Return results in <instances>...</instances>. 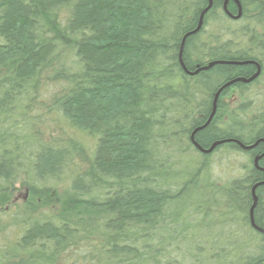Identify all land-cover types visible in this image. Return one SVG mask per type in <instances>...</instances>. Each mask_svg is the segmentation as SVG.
I'll use <instances>...</instances> for the list:
<instances>
[{"label":"trees","instance_id":"1","mask_svg":"<svg viewBox=\"0 0 264 264\" xmlns=\"http://www.w3.org/2000/svg\"><path fill=\"white\" fill-rule=\"evenodd\" d=\"M238 2L234 19L212 0L181 63L207 0H0V264H183L196 238L217 264H264V154L249 158L264 152V0ZM43 113L76 138L47 135ZM219 150L246 163L216 187ZM254 196L262 223L237 225L238 247L210 233L247 220Z\"/></svg>","mask_w":264,"mask_h":264},{"label":"rangeland","instance_id":"2","mask_svg":"<svg viewBox=\"0 0 264 264\" xmlns=\"http://www.w3.org/2000/svg\"><path fill=\"white\" fill-rule=\"evenodd\" d=\"M230 26L233 28L238 27L237 24L235 25V23H230ZM219 31V27L217 25V23H210L208 25H206L204 27V34L203 36H209L211 33H216ZM250 90V88H249ZM236 98V94L235 92L231 91V93L226 96L224 98V101L228 102L229 101H235ZM44 103L46 101V99H39V102ZM31 112L34 114H39L40 113V117H41V113L44 112L43 108H40V104L37 105V107H35V109H31ZM42 124L39 125L46 133L47 135L49 133H51L53 136H58V137H69L70 135L75 137V135L71 134L70 132V128L64 124L63 121H56L54 119V116L48 115V114H42ZM47 135H45V137H47ZM77 139H82L84 141V143L88 146V144L92 147L93 145V141L90 139H84L82 136H77ZM89 151V149H88ZM90 152V151H89ZM173 155V154H172ZM170 159H172L173 157H169ZM78 160V158H76V161ZM191 159H188L186 157H184V161L187 162L188 167L193 170L194 166H195V162L190 161ZM184 162V163H185ZM244 163H246V160L242 157V156H238V154H231V153H227V152H222V150L217 151L215 154H213L211 156V160L208 163V168L207 171L209 172V180L212 184H214L216 187H220V185H222V183H224L227 180H230L233 177H237L240 176L243 172L241 170V168L243 167L242 165H244ZM240 171V172H239ZM205 172H201V174H204ZM201 183H203L202 179H199ZM199 187L202 186L200 183L198 185ZM14 194L16 195V199H18L20 202L21 201H25L28 197V189H23L20 191H17L16 193L14 192ZM212 212H216L218 209L220 212H224L225 216H229L231 213H229L227 211V209L222 205L219 207H211ZM234 218V217H233ZM235 222V219H234ZM229 225L231 224V226L234 228V230L231 231V229L227 228V224H223V228H216V229H211L210 233L213 235H216V232L221 233V231L224 233L225 236H233V237H242L241 239H239L238 241H232L237 247L239 246V243L244 241L243 236L246 235V233L244 232L243 229L241 228H237V225H240V223H228ZM236 228V229H235ZM237 230V231H236ZM202 236L206 235V230H202L200 231ZM219 237L222 238V233L221 235H218ZM216 236H214L215 238ZM245 237V236H244ZM196 238V237H195ZM197 244L199 246H201L203 248V250L201 251V256H198L196 259L195 257H189L188 254L193 255L195 253V247L197 246ZM193 247V248H192ZM206 245L201 243L200 240L198 238L194 239L192 241V243L188 244V241H186V247L183 248L184 251L183 253L186 251L185 253V257L182 258V263L183 264H217L216 261L214 259H211V257L207 256L212 252L211 248H205ZM226 247V248H224ZM224 250L226 251L227 247L226 245H224ZM191 248V249H190ZM190 249V251L188 250ZM206 258H210V259H206ZM231 258V257H230ZM213 260V261H212Z\"/></svg>","mask_w":264,"mask_h":264},{"label":"water","instance_id":"3","mask_svg":"<svg viewBox=\"0 0 264 264\" xmlns=\"http://www.w3.org/2000/svg\"><path fill=\"white\" fill-rule=\"evenodd\" d=\"M233 1H234V3L238 6V10H237V14H236V15H232V18L237 19V18H239V17L241 16V8H240V4H239L238 0H233ZM227 2H228V0H223V8H224L225 11H226L225 5L227 4ZM211 6H212V0H207V5H206V6L200 11V13H199L198 21H197V24H196L195 28H194L193 30L187 32V33L183 36V38H182V40H181L180 51H179V59H180L181 63H182V60H181V52H182V47H183V42H184L185 37H187V36H189V35H191V34H194V33L198 32V31L201 29L202 24H203L204 15H205L206 12L211 8ZM226 13H228V12L226 11ZM217 63H222V64H224V63H226V62H224V61H214V62H210V63H208L206 66L199 68V70H201V69H209L210 67H212L213 65H215V64H217ZM245 63H247V62H244L243 64H245ZM239 64H242V63H239ZM184 69H185V68H184ZM185 71H186L187 73H190V72H189L188 70H186V69H185ZM259 72H260V68H259V66L257 65V68H256L255 73H254L253 75H251L249 78H247V79L239 78V79H236V80H234V81H242V82H244V83L250 82V81H252L253 79H255V78L259 75ZM234 81L229 82V83L226 84V85H229V84L233 83ZM226 85H225V86H226ZM219 92H220V90L216 93V95H215V97H214V100H213V106H212V110H211V113H210V115H209V118L207 119V121H206L202 126L196 128V129L194 130V132L197 131V130H199V129H201V128H203V127H204L205 125H207L208 122H210V120L212 119V117H213V115H214V113H215V111H216V100H217V96L219 95ZM194 132H193V133H194ZM192 135H193V134H192ZM228 141H229V140H228ZM218 143H219V142H215V143H214L209 149H207V150L201 148V147H200L199 145H197L196 143H194V145L196 146V148H197L200 152L207 153V152H210V151L213 149V147H214L216 144H218ZM255 161H256V160H255ZM256 200H257V199H256V197L254 196V198H253V203H252V205H251V207H250V212H249V213H250V218H251L252 222H253V209H254V206H255V204H256ZM251 224H252L253 226H255L254 223H251ZM257 229H258L259 231H262V232L264 233V230H263V229H261V228H257Z\"/></svg>","mask_w":264,"mask_h":264},{"label":"flooded vegetation","instance_id":"4","mask_svg":"<svg viewBox=\"0 0 264 264\" xmlns=\"http://www.w3.org/2000/svg\"><path fill=\"white\" fill-rule=\"evenodd\" d=\"M236 5V4H235ZM236 7H237V9H238V6L236 5ZM198 64V63H197ZM196 65V64H195ZM251 83V82H250ZM236 85V84H235ZM233 89H235V86H230L229 88H228V91L226 92V93H231V91H233L234 92V90ZM236 92V91H235ZM237 93V92H236ZM257 147V145H254L252 148H250V149H246L245 148V150H247V151H252L253 149H255ZM264 154V152L261 154V150L260 151H255V153L254 154H249V158H251V155H252V158H254V159H257V164H258V160H259V158L261 157V155H263ZM253 159V160H254ZM257 167V166H256ZM255 167V168H256ZM257 170L258 169H261V168H256ZM252 191H254V189H251ZM230 221H232V220H230ZM234 221V220H233ZM235 222L236 223H262L261 221H259V219H257L256 217H254L253 218V222H252V220H251V218H250V213H249V218H248V216H247V220H243V221H237V219H235ZM258 232H260V231H258ZM260 233H262V232H260Z\"/></svg>","mask_w":264,"mask_h":264}]
</instances>
